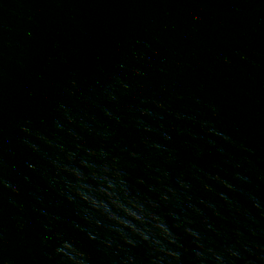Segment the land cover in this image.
<instances>
[{"label":"water","instance_id":"water-1","mask_svg":"<svg viewBox=\"0 0 264 264\" xmlns=\"http://www.w3.org/2000/svg\"><path fill=\"white\" fill-rule=\"evenodd\" d=\"M0 264H264V0H0Z\"/></svg>","mask_w":264,"mask_h":264}]
</instances>
